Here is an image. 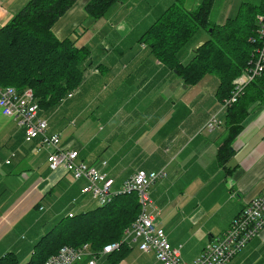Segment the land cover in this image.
Wrapping results in <instances>:
<instances>
[{
  "label": "crops",
  "instance_id": "crops-1",
  "mask_svg": "<svg viewBox=\"0 0 264 264\" xmlns=\"http://www.w3.org/2000/svg\"><path fill=\"white\" fill-rule=\"evenodd\" d=\"M27 1L0 0V28ZM87 1L78 0L52 28L58 39L71 37L77 47L89 49L83 65L84 81L71 97L52 110H38V116L47 119V132L60 134L61 147L76 149L79 160L112 177V189L119 188L138 169L162 170L165 173L162 180L149 187L154 222L163 228L171 245L181 246L182 259L190 262L264 189V105H257L244 120L224 168L217 160L218 148L226 137L222 123L225 110H220L215 95L217 76L207 74L197 84L185 85L173 70L147 49L143 50L145 45H137L141 34L172 0H120L96 19L87 15L84 9ZM201 1L184 0L182 7L194 10ZM262 1L212 0L209 23L223 24L243 2L259 5ZM208 37L200 34L194 49ZM192 55L187 53V59ZM112 70L117 71L110 77L108 73ZM101 76L111 84L115 83L114 78L122 77L124 83L125 100L109 102L104 121L98 113L108 127L104 140L111 144L107 150L101 146L104 142L95 141L99 132L84 136L85 123L96 122L93 114V118L81 120L76 128L77 137L72 134L62 138V131L48 120L58 110L63 114L77 110L80 114L81 99L94 92ZM213 115L220 124L209 129L205 125ZM115 140L124 144L116 145ZM37 143L38 139L26 142L24 128L0 111V256L13 251L20 264L29 260L34 243L61 216L62 210L63 215L74 214V208L88 210L94 201L81 193L83 181L72 180L61 167L49 169L46 161L49 150L38 149ZM174 173L185 180V185L179 198L165 200L161 193L163 179L173 177ZM58 192L69 193L71 197L60 211L53 198ZM48 196L50 205L45 203ZM98 258L97 264H109L106 256ZM74 264L87 263L81 260ZM118 264L160 262L152 252L131 246L129 254ZM227 264H264V228Z\"/></svg>",
  "mask_w": 264,
  "mask_h": 264
},
{
  "label": "trees",
  "instance_id": "trees-1",
  "mask_svg": "<svg viewBox=\"0 0 264 264\" xmlns=\"http://www.w3.org/2000/svg\"><path fill=\"white\" fill-rule=\"evenodd\" d=\"M77 1L28 0L0 28V86H13L19 92L31 90L39 110L56 108L67 93L84 81L83 65L89 49L77 47L71 37L58 39L52 31ZM118 1L88 0L84 9L90 18L96 19ZM183 2L172 0L138 41L149 46L150 53L185 85H195L207 74L217 76L215 95L220 103L230 97L233 81L253 63L255 47L260 44L258 16L264 18V0L259 5L243 2L235 15L223 24L213 25L208 20L212 0H202L194 10H186ZM199 29L206 30L209 38L194 49L188 62L182 63L181 50ZM257 105H264V69L224 111L226 137L217 151L218 163L224 168L233 152L234 138ZM138 212L133 192L117 194L106 204L71 216L62 215L34 243L24 264H45L62 246L76 248L88 243L96 253L104 245L120 241ZM130 250L122 242L106 258L109 264H118ZM0 264H20V259L15 252L8 251L0 256Z\"/></svg>",
  "mask_w": 264,
  "mask_h": 264
},
{
  "label": "built area",
  "instance_id": "built-area-1",
  "mask_svg": "<svg viewBox=\"0 0 264 264\" xmlns=\"http://www.w3.org/2000/svg\"><path fill=\"white\" fill-rule=\"evenodd\" d=\"M257 34L259 46L255 47V57L250 67L245 68L234 81L229 98L220 102V110H226L236 102L245 86L264 69V18L258 16ZM72 92L61 100L72 96ZM38 104L32 92L26 89L19 92L13 86H0V111L14 118L24 128V140L38 139V149H48L46 157L50 170L63 168L74 181H83L82 194H88L97 205L108 203L113 196L124 193H136L139 212L135 220L127 227L120 241L108 243L94 253L88 243L72 248L62 246L50 256L45 264H74L85 260L87 264H97V256H106L116 250L122 242L136 246L142 252H152L160 264H227L246 244L264 228V189L253 197L231 220L228 228L218 237L208 242L201 253L192 261L181 257V246L169 243L162 227L154 222L153 203L149 196V187L165 173L146 172L142 169L130 174L117 189H112L114 180L105 171L78 159L76 149H64L60 145V134L47 132V119L38 116ZM220 121L211 116L205 127L213 129ZM106 165L105 161L101 162ZM72 215L71 212L68 213Z\"/></svg>",
  "mask_w": 264,
  "mask_h": 264
},
{
  "label": "rangeland",
  "instance_id": "rangeland-1",
  "mask_svg": "<svg viewBox=\"0 0 264 264\" xmlns=\"http://www.w3.org/2000/svg\"><path fill=\"white\" fill-rule=\"evenodd\" d=\"M200 34H203V36H206V37L209 36V33L206 30L199 29L193 35V37L191 39H189V41L185 44V46L182 48L181 53L179 55V57L181 59L180 61H182V63H186L192 58V56H191V58L187 59V53L193 54V52H194L193 45L198 40ZM137 45H139V46L145 45V47H143L142 49L143 50L147 49V52H150L149 46H147L146 44H144V43L138 44L137 43ZM185 59H186V62H183V61H185ZM116 71L117 70L110 71L108 73L109 76L112 77V74L115 73ZM103 74H105V73H103ZM240 74H239V76H240ZM105 76H101L100 81L95 86L94 92L86 94L85 97L83 99H81L82 100L81 107L83 110L80 114H78L77 110L76 111L74 110L72 113H68V114L61 113V110H58L57 114H55V112L51 113L52 118H49L48 120L51 123L54 122L53 126H56V129L62 131V138L68 137V136L70 137L72 134L77 137L78 131H76V128L78 127L81 120H85L86 118L90 119L92 117L91 115L93 114L94 120L96 122L94 125H92L91 123H85L84 128L86 130L84 132V136H91V135L99 132V134L95 138V141L104 142V144L101 146L104 150H107L108 145L111 144V141L108 142L107 140H104L106 138V134L108 132V127L103 122L106 119V113L108 111L107 110V104L109 102L119 103V102L125 100V96H124V92L122 90V86L124 84L123 78L122 77L114 78L113 82H115V83L111 84L110 82L108 83L107 80L103 79V77H105ZM84 105H86V106H84ZM98 107H100V108H98ZM95 113L97 116L95 115ZM98 113L102 114L103 121L100 120L101 117L98 115ZM74 117H75V119H72ZM69 120L76 121V123L75 122H74V124L68 123ZM205 132H207V131H205ZM117 134L121 135V132L117 131ZM114 143L116 145L124 144V142L123 141L121 142L120 140H115ZM128 144L130 145L131 143H128ZM102 155L106 156V154H104V152H102ZM157 172H159V171H157ZM163 176L164 175H162V177ZM161 180L162 179L160 177L153 184L156 183L155 184V186H156ZM163 180L164 181L162 183L161 193L165 197V200H169L168 198H171V200L179 198L180 197V191L183 188V186L185 185V180L184 179L180 180L178 174H175V173L173 174V177L169 176L167 179H163ZM153 184H152L151 188L154 186ZM166 188H168L167 191H165ZM53 195H54L53 198L55 199V202L58 204L57 205L58 211H60L62 209V206L68 204L69 201L71 200L69 193L60 195V192H58V193H54ZM85 197L89 198V195H86ZM50 199H51V197L48 196L45 200V203L50 205V203H49ZM92 200H94V199H92ZM91 203L92 204H90L89 208H91L94 205H97L95 200L92 201ZM66 207H64L63 209H65ZM73 211L78 213L79 211H81V209L74 208ZM64 212L65 211L62 210V212H60V215L62 216ZM100 257H103V256H100ZM97 258H98V256H97ZM98 260H99V258H98Z\"/></svg>",
  "mask_w": 264,
  "mask_h": 264
},
{
  "label": "water",
  "instance_id": "water-1",
  "mask_svg": "<svg viewBox=\"0 0 264 264\" xmlns=\"http://www.w3.org/2000/svg\"><path fill=\"white\" fill-rule=\"evenodd\" d=\"M209 30H210V29H209ZM210 31H211V30H210ZM45 183H46L45 181L42 182V184H41L39 187H42Z\"/></svg>",
  "mask_w": 264,
  "mask_h": 264
}]
</instances>
